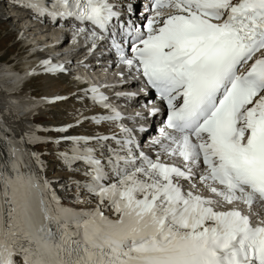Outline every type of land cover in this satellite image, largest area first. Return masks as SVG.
<instances>
[{
    "label": "snow or ice",
    "instance_id": "1",
    "mask_svg": "<svg viewBox=\"0 0 264 264\" xmlns=\"http://www.w3.org/2000/svg\"><path fill=\"white\" fill-rule=\"evenodd\" d=\"M19 3L71 22L93 48L108 40L166 112L150 155L100 86L81 90L105 110L91 120L120 130L53 141L71 142L60 154L67 167L87 165L76 182L96 200L87 210L61 205L34 168L40 154L22 143L52 138H17L0 119V264H264V220L253 223L239 206L264 207V0H148L140 25L123 22L117 8L133 6L114 0ZM40 66L67 71L51 58Z\"/></svg>",
    "mask_w": 264,
    "mask_h": 264
},
{
    "label": "bare ground",
    "instance_id": "2",
    "mask_svg": "<svg viewBox=\"0 0 264 264\" xmlns=\"http://www.w3.org/2000/svg\"><path fill=\"white\" fill-rule=\"evenodd\" d=\"M23 18H19L16 20L17 23L21 22ZM4 20L9 23L10 19H6V14L0 8V23ZM6 25V24H5ZM26 26V25H22ZM33 26V25H32ZM28 27L29 34L36 35L39 33L40 28L38 26ZM25 28V27H22ZM21 28V29H22ZM38 30V31H36ZM24 51V47H21ZM89 61H86L88 63ZM92 66H94L95 61L92 62ZM95 69V68H92ZM12 73L5 70H0V117L2 116L3 123L5 125L4 131L10 132L11 134L15 135L17 138L24 136L26 133H32L35 136L38 134V128L30 123V120H34L32 114L33 111H38L41 108L45 109L47 107L35 108V105L42 103L45 98L51 99L54 95L59 94L62 97H66V99L60 100L56 103H52L53 107L57 106L56 108H51L49 110V123L40 125L43 130L46 131L50 137L55 136L54 138H58L62 135H103V134H111L113 132L118 133L120 130L114 124L102 123L97 125L91 120V117L94 114L101 113L105 111L99 105H94L91 101L87 99H81L83 97L82 93V86L75 85L72 81L70 75L66 72L53 74H46L45 81L46 86L44 87V95L41 99L31 100L28 96L31 95L33 92L23 93L22 97L15 98L12 93H8V91H12L14 87H11L12 84L17 86V82H15V77H12ZM109 73H106V75ZM20 79L19 81H21ZM7 83V84H4ZM5 89V91H3ZM31 91V90H30ZM23 101L24 104L20 103ZM33 108V109H32ZM41 109V110H42ZM29 110L28 112H26ZM46 110V109H45ZM12 111H16L18 114L27 113L22 117L17 118L12 114ZM31 111V112H30ZM84 117H88V119H84ZM80 120L82 121L78 125L76 122ZM73 124L76 125L68 130L66 133H61L54 130L58 126ZM23 146L29 152H36L38 153V149H36L35 143H26L22 142ZM53 147L58 149L59 151L64 149L71 148V142L65 141L59 144L53 142ZM61 154V153H60ZM59 156L61 157V155ZM40 159L42 157L40 155ZM62 160V158H61ZM57 164V163H56ZM83 165H86L82 163ZM87 166V165H86ZM34 168L37 169L38 175L43 178H46L48 181L51 182V188L54 190L56 196L61 199V201L70 206L71 204H75L76 207H79L80 210L94 208L96 205V200L94 198H90L87 192L82 188L76 187V182L82 181L84 179L83 174L80 172H75V168L67 167L65 162L62 160L61 163H58L57 166L50 170L47 166L43 164V166H36ZM74 170V171H73ZM199 189V188H197ZM201 188L200 190H202ZM79 194V198L77 195ZM0 199H3L2 190H0ZM106 215H111L109 211H105Z\"/></svg>",
    "mask_w": 264,
    "mask_h": 264
},
{
    "label": "rangeland",
    "instance_id": "3",
    "mask_svg": "<svg viewBox=\"0 0 264 264\" xmlns=\"http://www.w3.org/2000/svg\"><path fill=\"white\" fill-rule=\"evenodd\" d=\"M12 31H13V26L8 25V23L5 25V21H2L0 23V60H10L12 58L17 59L20 56L19 55L20 51H23L21 49V47H23V46H21L20 49H19V47L14 46L16 41L14 38L10 37V35H13ZM43 77L44 76H41V77L35 79L34 81H32L29 84L26 91L29 90V92H34L35 95L42 97V95H44V93H45L44 87L46 86V81L44 79L45 77L44 78ZM27 92H25V93H27ZM51 107H52L51 105H48L46 110L40 109V110L36 111V113L33 114V117H36V116L40 117L39 120H41L42 122H39V123H41L42 125L45 122H47L45 124H48L49 120H50L49 110L51 109ZM53 108L57 109V106L53 107ZM0 143H2V142H0ZM35 147H36V149L40 150L41 156L46 158V164L49 166L50 170H53L57 166L58 163L62 162L59 154L62 153L63 151H59V150H56L54 148H48V147H50V145H48V144L39 146V148H38V146H35ZM43 149L44 150L47 149V151L42 152ZM50 156H53V159H51ZM71 167H75V168L80 169V170L83 169L82 164H80V163L74 164ZM75 172L78 173L77 170H75ZM81 174H83V173H81Z\"/></svg>",
    "mask_w": 264,
    "mask_h": 264
}]
</instances>
